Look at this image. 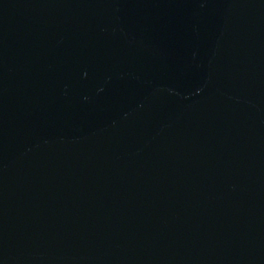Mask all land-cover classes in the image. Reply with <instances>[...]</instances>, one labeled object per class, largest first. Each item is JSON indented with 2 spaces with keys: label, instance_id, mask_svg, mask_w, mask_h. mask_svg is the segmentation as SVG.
<instances>
[{
  "label": "water",
  "instance_id": "95a60500",
  "mask_svg": "<svg viewBox=\"0 0 264 264\" xmlns=\"http://www.w3.org/2000/svg\"><path fill=\"white\" fill-rule=\"evenodd\" d=\"M0 264H264V0H0Z\"/></svg>",
  "mask_w": 264,
  "mask_h": 264
}]
</instances>
